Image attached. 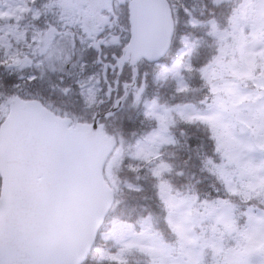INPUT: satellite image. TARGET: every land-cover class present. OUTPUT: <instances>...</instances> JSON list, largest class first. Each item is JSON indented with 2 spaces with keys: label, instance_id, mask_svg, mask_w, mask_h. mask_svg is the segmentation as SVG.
<instances>
[{
  "label": "rangeland",
  "instance_id": "1",
  "mask_svg": "<svg viewBox=\"0 0 264 264\" xmlns=\"http://www.w3.org/2000/svg\"><path fill=\"white\" fill-rule=\"evenodd\" d=\"M33 1L34 7L31 6ZM210 1L212 4L205 8L206 22L197 17L191 21L193 38H188L191 34L185 33L184 25L180 27L179 45H184L178 55L145 68L150 71L148 93L136 106L128 102L122 113L110 121V126L119 131L117 135L123 143L114 149L113 164L107 175L112 183H120L122 191L114 185L117 188L116 206L100 233L93 261L99 258L103 264H217L226 258L229 264H240L241 260L244 264H261L262 258L258 254L260 248H264V240H252L243 257L228 253L235 240L227 236L225 247L213 248L220 229L231 224V217L212 207V202L218 198L210 197L204 187L207 169L201 163H192L193 170L189 167L190 173L181 179L169 162L174 160L173 163L179 165L185 156L184 147L178 154L165 149L174 132L173 127L177 135L183 136L176 115L195 118L212 115V123L205 124L212 129L214 125L215 138L219 135L220 139L216 138L212 154L216 162L211 161L208 175L218 174L225 189L230 186L240 193L233 198L235 201L232 200L240 204V211L251 210L252 215L264 213V150L261 148L264 145V0ZM57 2L59 0H0V50L5 70L10 74L18 73L15 75L18 84L33 77L28 71L30 66L57 73L58 68L71 61L69 54H64V49L60 48L61 36L51 32V22L46 20L51 15L53 3ZM21 13L24 17L19 19ZM43 26H46L44 30ZM53 39L57 42L58 58L48 59L42 52ZM215 49V56L209 62V55ZM194 59L206 60L200 73L210 81L213 93L211 102L202 110L195 108L194 95H178L183 92L178 89L185 85L190 88L188 80L195 72L186 66ZM259 60L260 72L258 69L256 72L255 65ZM178 61L181 65L178 72L169 71ZM90 79L88 74L79 82ZM250 80L255 87L250 86ZM161 89L177 95L172 102L164 100L163 96L168 93L162 94ZM0 93L1 117L14 95L5 87H1ZM54 98L50 100L63 113L81 107L72 97ZM84 101L90 102L87 97ZM216 101L224 106V111L213 115L209 105ZM131 113L134 116L142 114L146 123H155L154 128L142 132L140 138L136 135L135 139L122 133L125 129L122 120ZM158 152L163 156L155 158ZM140 161L148 167L146 172L157 179H154L156 195L164 206L159 215L141 204V194L131 190L133 187L129 182L133 180V171L127 163ZM162 177L168 179L163 181ZM245 194H248L247 203ZM243 225L241 221L238 228L242 230ZM199 246L203 255L199 253Z\"/></svg>",
  "mask_w": 264,
  "mask_h": 264
},
{
  "label": "water",
  "instance_id": "2",
  "mask_svg": "<svg viewBox=\"0 0 264 264\" xmlns=\"http://www.w3.org/2000/svg\"><path fill=\"white\" fill-rule=\"evenodd\" d=\"M104 0H87L89 3ZM131 39L118 60H157L169 47L173 21L166 0H131ZM129 84L124 87L128 90ZM124 96L111 106L116 112ZM0 124V264H74L93 244L113 202L102 177L115 141L91 124L69 126L36 100L9 102Z\"/></svg>",
  "mask_w": 264,
  "mask_h": 264
},
{
  "label": "flooded vegetation",
  "instance_id": "3",
  "mask_svg": "<svg viewBox=\"0 0 264 264\" xmlns=\"http://www.w3.org/2000/svg\"><path fill=\"white\" fill-rule=\"evenodd\" d=\"M128 1L109 0L105 5L100 6V10H97V8L88 6L84 0H59V2L53 3L51 15L46 18L48 22H51V32L61 36L62 46L60 48L64 49V54L72 55L83 68L82 72L89 71L94 81L93 84L96 86L94 92L92 87V98L94 99L92 102L96 100V103L94 106L93 103L91 106H86L91 111L75 110L81 117L93 115L92 109L101 108L106 101L112 102L122 93L120 87L117 89L112 87L109 94H106V91L107 86L113 85L115 82L118 75L116 60L130 37ZM45 27H42L43 30ZM74 38L77 41L75 48L71 46ZM139 62L144 63V60ZM122 69L120 76L125 74L124 77L128 80H120V82L130 81V66L124 64ZM73 71L61 76L60 80H66L69 83L66 88L67 93L69 90L72 91L75 99H78V97H82L80 91L85 89L86 85L80 83L77 90L74 88L75 72ZM137 75L136 87L130 90L126 101L133 100L134 93L141 86L142 79L146 78L145 66L138 65ZM120 76L118 75V77Z\"/></svg>",
  "mask_w": 264,
  "mask_h": 264
},
{
  "label": "trees",
  "instance_id": "4",
  "mask_svg": "<svg viewBox=\"0 0 264 264\" xmlns=\"http://www.w3.org/2000/svg\"><path fill=\"white\" fill-rule=\"evenodd\" d=\"M188 7L191 8V11L193 12V15L197 18L203 19L207 18L205 15H207V11L205 8L209 6V4H212L210 0H184ZM34 1L31 6H33ZM35 5V4H34ZM211 15H208L210 17ZM24 17V14H19V19ZM221 20V19H220ZM216 49L214 52L210 53L209 56H212L215 54ZM210 60V59H209ZM208 60V61H209ZM206 60L200 61L197 59H194V61L191 63V67L195 70H193L194 76L192 75L188 80L190 84V90L183 91L179 93L178 95H182L183 93L186 95H194V104L198 107V110H202L205 108L206 102H208L211 99V94L207 93V87L208 85H205V81L203 80V76L200 73V68L205 64ZM207 61V62H208ZM206 62V63H207ZM4 61H3V52L0 50V90L1 87H5L7 91L11 94H17L20 95L23 98H31L36 97L33 96L31 91L28 88V81L26 79L23 80L20 84H18L17 75L16 73L10 74L5 70ZM2 83V84H1ZM210 87V85H209ZM163 93L167 95L163 96L164 100H168L172 102V99L175 95V93H171V91H164L162 89ZM1 94V93H0ZM4 117V113L1 115L0 120ZM179 121L181 122L179 124V129L182 130L183 136H175V141L172 143H169V146L167 147L169 151L173 150L177 154L181 147H184L185 156L183 157L182 161L179 163V165H175L173 161H171L174 165V171L177 172L178 175H181V179H184L186 177V174L190 173L189 167H191V170H193V164L201 163L203 168L207 169L206 179H203L206 181L205 186L210 197L212 198H226L227 192L225 190L224 184L221 179L218 178V176L215 175H208L210 171V165L212 164L211 161H215L214 159V153L213 150L216 147V138L210 129L205 123L203 122H196V123H189L187 122L189 119H196L195 117H181L177 116ZM142 118H135L132 119L131 123L126 124V128L131 127L132 124H135L137 126H154L155 123L148 121L146 123L145 120H141ZM141 122H144L145 124L142 125ZM145 129V128H144ZM199 150H201L199 152ZM213 154V155H212ZM169 162V163H171ZM171 163V165H172ZM128 166L133 171V180L129 183L133 187V191H136V194H141V197L143 198V201L141 204L146 205V208L157 213L158 215L161 214L162 206L161 201L156 195V185L155 180L152 179V177L146 172L148 170L147 167H144V162L140 161L133 162V163H127ZM173 166V165H172ZM186 172V173H185ZM214 179V180H212ZM120 191H122L119 188ZM213 194L215 196H213ZM144 208V207H143ZM93 263V257H91L87 264Z\"/></svg>",
  "mask_w": 264,
  "mask_h": 264
},
{
  "label": "snow or ice",
  "instance_id": "5",
  "mask_svg": "<svg viewBox=\"0 0 264 264\" xmlns=\"http://www.w3.org/2000/svg\"><path fill=\"white\" fill-rule=\"evenodd\" d=\"M75 37V34H73ZM83 42V41H81ZM76 39L72 40V47H76ZM56 44L57 42L53 39L49 41L44 48L42 54L48 58H58L56 52ZM181 67L180 62L178 61L177 64L169 71L176 73L178 72L179 68ZM189 68L190 71L195 70L191 66H186ZM202 71V70H201ZM206 80V77H204ZM35 79V77H33ZM207 82V80H206ZM179 91H187V85L178 89ZM137 98L139 99V94H137ZM154 106V104H153ZM209 110L213 115L220 114L224 111V106L219 102L216 101L213 105H209ZM213 116H201L196 119H189L187 122L189 123H196V122H203L206 124L212 123ZM4 121L0 120V124H3ZM213 130L215 131V127L213 125ZM218 140L220 139L219 135L216 137ZM262 150H264V145H261ZM227 192V199H218L212 202V207L217 211L221 212L223 215L231 217V224H226L224 228L220 229V236L217 238L216 243L213 245V248H223L224 240L226 236L228 238L235 240V245L228 248V253L234 256L243 257L244 253L248 249V245L252 240H264V213L259 215H252L251 210L250 212H242L240 211L239 207L236 206L232 200L234 197L240 195V193L234 191L230 186H226ZM248 194H245V203L248 202L247 200ZM241 221L244 222L243 229H239L238 226L240 225ZM220 223L221 221H217ZM103 220H101L100 225L97 227V231H99V227L102 226ZM95 237L93 236V243ZM91 245L79 256V258L74 262V264H87V257L90 254ZM50 264H65L63 261H53ZM217 264H229L226 258H222L221 260L217 261ZM240 264H244V261L241 260ZM251 264V262H249Z\"/></svg>",
  "mask_w": 264,
  "mask_h": 264
}]
</instances>
